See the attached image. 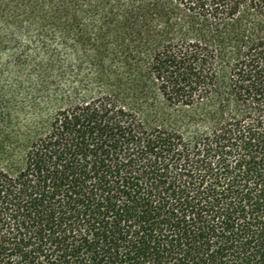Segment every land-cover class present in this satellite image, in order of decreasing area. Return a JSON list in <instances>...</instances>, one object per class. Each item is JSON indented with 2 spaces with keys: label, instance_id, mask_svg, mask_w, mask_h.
I'll return each instance as SVG.
<instances>
[{
  "label": "trees",
  "instance_id": "trees-1",
  "mask_svg": "<svg viewBox=\"0 0 264 264\" xmlns=\"http://www.w3.org/2000/svg\"><path fill=\"white\" fill-rule=\"evenodd\" d=\"M0 264H264V0H0Z\"/></svg>",
  "mask_w": 264,
  "mask_h": 264
}]
</instances>
